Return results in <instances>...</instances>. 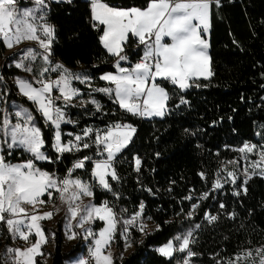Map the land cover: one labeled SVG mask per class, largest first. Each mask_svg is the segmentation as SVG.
<instances>
[{
    "label": "snow or ice",
    "instance_id": "1",
    "mask_svg": "<svg viewBox=\"0 0 264 264\" xmlns=\"http://www.w3.org/2000/svg\"><path fill=\"white\" fill-rule=\"evenodd\" d=\"M53 2L72 4L73 0H30V6L23 7L21 0H0V41L7 49H16L6 59L18 54L19 58L12 59V64L32 74L31 77L16 76L14 84L19 94L34 105V111L38 113L35 115L33 109L14 101L11 105L13 111H9L7 100L10 90L6 89L0 94L5 105L0 109V223L6 225L13 241L19 239L25 242L23 248L6 246L4 256L7 259L4 264H9V261L11 264H39L37 257L44 255L42 246L48 243L41 221L51 219L53 211L41 213L38 209L57 198L66 205V238L88 242L87 257L79 255L66 260L65 264H115V255L108 249L117 234L125 248L133 243V230L141 234V239L137 241L141 245L144 237L151 234L146 221L153 218L145 216L146 205L143 200L130 215L126 208H121L117 213L115 205L108 199L96 202L99 196L109 193L115 200L121 198V193L114 189L110 181H120L115 161L118 154L130 151L138 128L131 122L115 120L103 129L87 125L80 132L65 133L63 128L69 124L78 127V121L72 119L70 110L81 108L87 112L85 106L91 105L93 115H106L104 105L95 98L96 93H103L122 112L141 120L167 118L172 114L169 108L172 97L164 84H171L174 89L184 93L193 86L201 87V78L208 80L214 74L209 54L210 40L205 37L210 35L212 7L215 5L219 9L221 0H146L143 6H113L104 0H87L91 27H102L99 42L109 56L115 58L111 65L114 70L102 71L98 77L108 84L103 88L93 87L96 79L94 72L87 69L74 71L60 61L53 62L54 44L58 36L56 26L50 22ZM166 38L170 42H165ZM24 41L36 42V47H19ZM133 41L136 51L142 48L143 53L137 62L127 67L124 66L129 62L127 45ZM38 58L41 66L36 69L34 62ZM93 68L99 70V65H93ZM261 75L264 77V73ZM4 79L0 75V81ZM74 82L88 86V99L81 98L84 93L74 86ZM261 87L264 88V85ZM187 103L182 94L176 108ZM41 120L43 124H40ZM43 129H47L50 137V149ZM260 129L257 135L264 140V123L260 124ZM184 134L196 135V132L184 129ZM65 135L69 137L66 143L63 140ZM93 146L96 158L82 156L73 160L63 177L38 166L40 161L59 163L67 158L66 153L78 154L81 149L91 150ZM17 151L21 152L22 157L27 155L29 158L12 163L9 158ZM237 151L246 161L242 173L243 183L240 182L241 174L221 165L209 191L198 197L190 192L183 198L189 202L195 198L196 203H191L186 212L181 208L176 213L183 217L182 223H192L191 218L200 208L201 201L209 198L211 191L232 184L233 195L240 196L241 190L247 193L246 185L253 175L264 176V144L245 142ZM250 153H254L257 159L249 161ZM155 155L159 157L160 153L156 152ZM132 158L134 171L139 174L142 159L139 155ZM86 162L92 165L91 178L85 180L74 176L79 169L88 173ZM234 163L228 162L229 165ZM199 175L206 178L204 172ZM137 179L139 183V176ZM142 190L155 194L146 186H142ZM45 195L47 201L43 199ZM52 206L56 212L60 211L54 203ZM220 208L224 209L225 205L221 203ZM228 215L235 217L236 213ZM204 219L212 223L218 216L205 211ZM98 221L103 222V226L95 229L94 224ZM160 227L157 223L155 229L159 230ZM199 227H188L155 247L154 252L163 258H173L177 252L186 253L182 264H193V258L201 255L190 247L195 243V230ZM52 236L55 237L54 232ZM120 256L123 260V253ZM138 256L139 253L131 257L129 264H143L137 259ZM249 262L264 264V245L254 250L245 249L234 254V259L217 261V264Z\"/></svg>",
    "mask_w": 264,
    "mask_h": 264
},
{
    "label": "trees",
    "instance_id": "2",
    "mask_svg": "<svg viewBox=\"0 0 264 264\" xmlns=\"http://www.w3.org/2000/svg\"><path fill=\"white\" fill-rule=\"evenodd\" d=\"M110 5L143 6L146 0H104ZM24 3V0H21ZM50 22L56 26L57 42L54 44L55 55L53 62L60 61L70 69H87L94 72L96 79L93 87H101L104 82L98 77L102 71H113L111 65L115 58L110 57L99 42L102 27L93 29L90 24V11L86 0H73L72 4L53 2L50 12ZM209 54L211 56V69L213 76L208 80L201 78V87L193 86L181 93L171 84H164L171 95L169 108L172 114L167 118H153L141 120L122 112L114 106L103 93H96L95 98L104 105V113L93 115L91 105H86L88 111L81 108L70 110L76 125L69 124L63 128L65 133L80 132L87 125L103 129L115 120H125L136 125L138 134L130 151L118 154L115 168L120 181H110L114 189L121 193V198L115 200L111 193L99 196L97 203L108 199L115 205V211L120 212L126 208L130 215L138 207L139 202H145V216H152L149 221L160 224L159 230H152L144 237V243H137L141 239L139 232L133 230V248L130 253L121 259L122 243L117 234L115 239V264H129L130 258L139 253L137 259L143 264H180L183 256L175 253L173 258H163L154 252V248L172 239L188 227L200 225L195 230V243L190 245L193 251L201 255L193 258V264H217L222 261L217 258L220 248L230 249L232 241L235 248L243 246L246 239L260 237L264 239V176L253 175L246 187L247 193L241 190L240 196L233 195V185L226 184L220 190L210 192L209 198L201 201L200 208L191 218L192 223L183 222V217L177 216L181 208L185 212L196 203L184 200L191 192L194 197L209 191L216 178L217 170L225 165L227 170H235L243 183V168L241 154L237 151L245 142L259 143L256 133L260 132V124L264 123V0H221L219 9L213 5L211 16ZM129 64L141 55L143 49L136 51L133 41L127 45ZM5 54V47L0 41V57ZM10 58L4 59L0 75V94L6 89L10 90L7 103L14 101L25 107L33 109L34 105L16 92L11 77L19 73L16 67L8 66ZM79 61V63H77ZM99 65V70L93 68ZM55 77V76H53ZM80 88L82 99H88L86 90L88 86L75 84ZM203 85H207L206 87ZM184 95L187 104H180V95ZM2 107L4 102L0 96ZM78 103V101H77ZM38 115V113H35ZM231 117V119H229ZM216 121L215 124L212 122ZM43 124V121H40ZM184 129L195 131L196 135H185ZM48 139L47 129H43ZM69 137H63L66 143ZM94 139V136H93ZM156 152L160 156L155 155ZM95 146L91 150L81 149L80 153H66V159L59 163L45 161L38 162V166L45 170L57 173L63 177L67 169L72 166L73 160L82 156H92L94 159ZM139 155L142 159V169L139 174L134 171L133 156ZM28 159L17 151L9 159L12 163ZM229 161L236 163L229 165ZM88 173L79 169L74 176L85 180L90 179L91 162H86ZM206 173L201 178L199 173ZM226 174V173H225ZM139 176V183H138ZM175 183H172V182ZM142 186L151 188L149 194L142 190ZM171 189V191H169ZM99 192V189H97ZM44 200H48L45 195ZM225 205L224 209L220 204ZM208 211L218 219L208 223L204 219V212ZM235 212V217L228 213ZM170 221L171 223H164ZM102 226L96 222L94 228ZM53 250L51 264H64L67 257L78 250L73 246L64 251V236L61 221L53 229ZM11 237L7 233L6 225L0 223V249L10 245ZM178 247V244L176 245ZM231 248L232 250L236 249ZM39 264H43L37 257ZM223 262V261H222ZM134 264V262H133Z\"/></svg>",
    "mask_w": 264,
    "mask_h": 264
},
{
    "label": "rangeland",
    "instance_id": "3",
    "mask_svg": "<svg viewBox=\"0 0 264 264\" xmlns=\"http://www.w3.org/2000/svg\"><path fill=\"white\" fill-rule=\"evenodd\" d=\"M23 6H30V0H24V3H21V7H23ZM205 38H208V36H206ZM167 40H165V42ZM168 42H170V40H168ZM24 46L36 47V42L24 41L23 44L20 45L19 47L23 48ZM37 50L39 51V49H37ZM15 52H16L15 48L14 49H7L5 47V54L2 57H0V69L2 67V63L5 59V57H10V54L15 53ZM18 58H19L18 54L16 56H12L10 58V60L8 61L7 65L15 67V65L12 64V59H18ZM34 66L36 69H38L41 66V61L39 60V58L37 59V61L34 62ZM18 70H19V73L13 75L10 79L13 84H14V78L18 75L19 76H25V77H31V75H32L31 73H25L20 69H18ZM74 71H77V70H74ZM75 84H79V82H74V86H76ZM14 86H15V84H14ZM15 88H16V86H15ZM16 92H17V88H16ZM12 103H13V101L7 103V105L9 106V111H13V109L11 107ZM16 104H20V103H16ZM260 131H261V129H260ZM257 133H256V136H257V139L259 140L258 144H264V140H261V137L259 135H257ZM248 159H249V161L255 160V159H257V156L254 153H250V154H248ZM242 162L243 163H242L241 167L244 170V168L246 166V161L244 159H242ZM229 171H232V169ZM45 201H47V200H45ZM53 203L60 208L59 212H56L53 209V206H52ZM38 210L41 213L44 211H53V216L51 219H44L41 221V225H42L43 229L45 230L46 236L48 237V243H46L44 246H42V251H43L44 255L40 256V259H41L43 264H51V257L48 254L51 253L53 250V244L54 243H53L52 233H53V229H55V227H56V223L59 220L61 221V226H62V231H63V236H64V251H69L73 246L78 247V250L75 253H73L72 255L68 256L66 260L76 258L79 255H83L85 257L88 256V242H85L82 239L70 241L65 236V227H64L65 219H64V217H65L66 205L61 204L60 200L57 198L52 203H46L45 205L39 206ZM146 222L148 224V228L151 231L155 229V225L153 223H151L149 221H146ZM102 226H103V222H102ZM95 229H98V228H95ZM140 237H141V234H140ZM120 240L122 243V253H123V257H124L130 253V251L133 248V245L131 244L130 247L125 248L124 244H123V240L121 238H120ZM33 241H34V234H33ZM232 244H235V242L232 241L230 244V247L234 249L235 245H232ZM261 245H264V239L263 238L256 236L255 239H252V238L248 237V239H246V241L244 242L243 246L241 245L240 247L235 248L236 250H232L231 248L228 249L225 246L221 247L220 251L217 254V258L222 260L223 262H226L230 258L234 259V254H236V253H239V252H241L245 249H249V248L254 250L257 247H260ZM8 246L23 248L25 246V242L22 240H19V239H17L16 241L12 240L11 244ZM5 248H6V246H4L0 249V264H4V261L7 259V257L4 256ZM108 250L112 251L115 255V253H116L115 240L111 243V247ZM9 264H11L10 261H9ZM64 264H65V262H64ZM181 264H182V260H181ZM249 264H251V262H249Z\"/></svg>",
    "mask_w": 264,
    "mask_h": 264
},
{
    "label": "crops",
    "instance_id": "4",
    "mask_svg": "<svg viewBox=\"0 0 264 264\" xmlns=\"http://www.w3.org/2000/svg\"><path fill=\"white\" fill-rule=\"evenodd\" d=\"M87 1V0H86ZM167 40V39H166ZM166 42H168V40L166 41ZM127 67H130V66H127ZM72 70H77V71H79V70H81V69H72ZM55 77H53V79H54ZM104 82V85L103 86H101V87H97V88H103V87H107L108 86V84H107V82H105V81H103ZM76 87V86H75ZM17 92H18V89H17ZM18 94H19V92H18ZM58 94V93H57ZM20 95V94H19ZM3 107H2V104H1V101H0V109H2ZM157 118H159V117H157ZM14 122V121H13Z\"/></svg>",
    "mask_w": 264,
    "mask_h": 264
},
{
    "label": "built area",
    "instance_id": "5",
    "mask_svg": "<svg viewBox=\"0 0 264 264\" xmlns=\"http://www.w3.org/2000/svg\"><path fill=\"white\" fill-rule=\"evenodd\" d=\"M143 53V52H142ZM142 53H141V55H142ZM140 55V56H141ZM140 56L139 57H137L134 61H133V63H135V62H137L139 59H140ZM124 66H130V64H129V62H126L125 64H124ZM250 143V142H249ZM183 260V259H182ZM180 264H181V262H180Z\"/></svg>",
    "mask_w": 264,
    "mask_h": 264
}]
</instances>
